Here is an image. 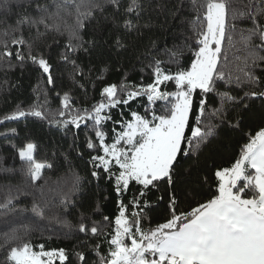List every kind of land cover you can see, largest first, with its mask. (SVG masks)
Wrapping results in <instances>:
<instances>
[{"label":"snow or ice","instance_id":"snow-or-ice-1","mask_svg":"<svg viewBox=\"0 0 264 264\" xmlns=\"http://www.w3.org/2000/svg\"><path fill=\"white\" fill-rule=\"evenodd\" d=\"M67 6V2L44 5L40 0H16L21 12L11 32L4 33L11 34L12 39L11 44L5 41L0 54V60L8 58L7 68L12 67L11 47L15 46V60L36 65L46 76L47 84L55 86L51 55L46 57L38 51L36 42L42 41L49 31H61L58 24L49 21H55ZM82 6L75 5L76 27L57 57L60 63L71 66L72 90L82 89L87 96L86 83L95 91L100 82L99 98L80 107L72 90L62 96L58 93L60 119H49L39 106L27 110L17 106L0 118V125L31 116L48 119L50 125L62 130L75 128L69 148L81 157L78 130L83 127V147L92 153L87 161L91 177L97 181L105 178L111 184L117 212L112 218L104 216L103 221L81 213L72 224L59 215L47 217L46 201L35 197L31 208L22 211L63 225L68 229L65 236L103 235L108 252L106 256L97 252L98 264H264V126L243 133L245 142L230 166L215 167L211 174L214 190L208 173L202 177L197 174L196 183L206 186L208 195L197 199L195 206L181 208L188 187L184 175L191 174L202 148L218 136V130L243 132V113L249 110V101L260 100L264 104V0H247L238 7L232 0H189L187 14L185 0H88L84 11ZM53 7L55 12L51 11ZM162 15L161 27L170 25L174 41L163 49L166 60L161 58L157 41L147 35L153 31L154 20ZM85 21H95L94 31H107L108 38L103 43L117 55L130 53L134 57L133 68L139 64L141 73L148 72L147 82L143 76L139 83L131 82L125 74L119 83H105L104 70L95 77L92 68L85 72L78 63L79 54H90L99 46L95 38L85 41L81 37ZM24 26L36 30L33 40L17 34ZM236 35L245 55L235 71L226 72L221 64L222 57L225 63L228 60L225 43L229 48L235 47ZM53 45L59 46V41L48 45L49 53ZM186 52L190 54L189 63L184 62ZM170 84L174 86L171 91L167 90ZM235 88L247 90L243 95L233 94ZM210 95L215 96L219 106L209 108ZM158 103L162 105L159 111ZM230 108L238 110L237 116L230 118ZM15 134L16 128L0 132L5 137ZM12 148L33 186L42 179L45 169L53 167L47 160L36 159L37 145L33 141ZM182 161L192 163L184 168ZM133 184L138 190L125 203L124 197ZM79 187L77 175L72 191ZM154 191L161 194L155 201L149 200ZM191 191L195 198L198 189ZM26 195L21 187L15 191L9 188L0 198V210L14 211V201ZM162 205V222L144 228L146 219L151 224L149 212ZM70 206L73 205L66 195L61 207L66 212ZM107 226L109 231H105ZM5 237L6 245L18 242L6 248L4 264H54L55 260L65 264L69 259L63 248L46 251L38 245L40 250H34L16 229L11 234L6 232ZM86 245L87 240L81 247ZM99 247L95 245L96 249ZM75 257L77 264H88L84 251L76 252Z\"/></svg>","mask_w":264,"mask_h":264},{"label":"trees","instance_id":"trees-1","mask_svg":"<svg viewBox=\"0 0 264 264\" xmlns=\"http://www.w3.org/2000/svg\"><path fill=\"white\" fill-rule=\"evenodd\" d=\"M66 2L68 6L62 9L60 16L55 21H49V23L58 24L61 31H49L42 41L36 42L38 51L43 52L46 57L49 54L51 55L50 63L53 65L52 75L55 78V86L47 84L46 76L41 73L36 65L30 62L21 64L15 60L16 49L15 46H12V67H6L8 58L0 60V118L14 111L17 106L25 110L33 106H39L45 110L49 119H60L58 112L61 108V103L60 99L57 98V94L59 93L62 96L64 92L72 90V81L70 78L71 66L60 63L57 53L63 51L64 45L71 39L72 29L76 27L77 11L75 5L82 4L81 11H84L88 0H40V3L44 5L57 3L64 5ZM245 2L247 0H232L233 5L237 7ZM8 5H11V8H8ZM188 8L189 0H185L186 14L188 13ZM51 11L55 12L56 9L53 7ZM20 12L21 9L16 7V0H2L0 2V54L3 52L5 41L11 44V34L5 36L4 33L6 30L9 33L11 32V27L15 25L17 15ZM43 15H47V13ZM98 15L99 13H97ZM163 20V15L159 17V20H154L153 31L147 33V35L152 36L157 41L158 47L161 49V58L166 60L167 57L163 55V49L166 46L171 47L174 41L172 32L169 30L170 25L161 27ZM85 25L86 27L80 30L83 40L88 41L95 38L99 44L90 54H79L78 63L84 67L85 72L92 68L93 77H95L101 70H104L105 83H119L125 74H127L131 82L139 83L141 76L147 82L148 72L141 73L139 64H135L133 68L134 57L130 53L120 52L117 55L115 51L110 50L103 43L108 38L107 31H94L95 21H85ZM40 31H44L43 27H41ZM17 34L22 35L27 40H33L36 30L24 26L22 32ZM236 39L237 43L233 48H229L227 43H225L228 60L225 63L222 57L221 64L226 72L235 71L245 55L238 43V35H236ZM54 40L59 41V46L53 45L49 53L48 45L53 44ZM144 43H147V39H145ZM189 56L190 54L186 52L185 63L190 62ZM118 66L121 68L120 71L116 70ZM171 67L175 70V65ZM81 83L86 82L81 81ZM100 86V82H97V87L93 91L91 84L86 83L88 88L87 96L84 95L82 89L72 90L73 96L78 99V106H88L97 100ZM173 87L170 84L167 90L171 91ZM246 90V88H235L233 94L239 93L243 95V91ZM196 99L197 101L199 100V93L196 94ZM208 104L209 108L219 106V102L214 95L209 96ZM249 104V110L243 113V132L218 130V136L210 144L202 148L199 162L192 167L191 174L184 175V179L188 182V187L185 191V197L182 198L181 208L188 209L189 205L195 206L197 199H202L208 195L207 187H202L196 183L197 174L202 177L204 173H208L214 190L215 181L211 174L215 171V167L230 166L239 152L240 145L245 142L246 137L243 133L250 130L254 131L264 126V104L260 100H251ZM156 107L159 111L162 105L158 103ZM140 111L143 112V109L141 108ZM237 112L238 110L230 108V118L237 116ZM213 122L219 123L218 121ZM108 127L110 128L111 125L109 124ZM10 128H16L17 134L7 137L0 136V169H15V171L5 172L0 170V198H3L9 188L15 191L16 187L25 189L28 195L21 196L18 201H14V211L4 212L0 210V245L4 246L0 247V264H4L6 248L18 242L10 241L9 245L5 244V233L11 234L13 229H16L18 234L23 236L25 240L30 241L36 250L39 249L38 245H43L44 250L65 249L69 257L65 264H77L75 253L78 251H84L87 254L88 264H98L99 256H106L108 252V245L103 235L91 238L84 237L83 234L65 236L64 233L68 232V229L63 227V225L50 221L48 218L40 219L35 217L31 211H22V209L31 208L35 197L38 200L46 201L47 217L59 215L72 224L78 221L81 213L92 215L97 221H103L104 216L110 218L115 216L117 212L116 196L111 184L105 178L97 181L91 177L92 169L87 161L92 153L83 147L84 128L81 127L78 130L79 143L83 152L82 157L69 148L72 143L73 133L77 132L75 128L62 130L50 125L48 119L40 120L31 116L19 120L6 121L3 125H0V132ZM29 140L37 145L36 159L47 160L53 165L51 169L43 171L42 179L37 182L36 186H33L30 180L25 177L22 171L24 165L18 156L15 155L12 148V145L23 146ZM191 163V161H182L184 168H188ZM77 175L80 177V187L78 191L73 192L72 184ZM193 188L198 189V194L195 198H193L191 191ZM137 190V185L133 184L130 186L129 192L124 197L125 203L131 199L133 193ZM160 194L154 191L149 194L148 199L155 201V198ZM66 195L73 206H70L68 211L65 212L61 204L65 200ZM97 204L99 205L98 209ZM149 216L151 224L146 219L143 223L144 228L162 222L163 205L159 208H153L149 212ZM25 229H28V231L25 232ZM109 230L110 226L105 227V231ZM85 240H87V245L81 247ZM97 244L100 245L99 249L95 248ZM54 264H59V261L55 260Z\"/></svg>","mask_w":264,"mask_h":264},{"label":"rangeland","instance_id":"rangeland-1","mask_svg":"<svg viewBox=\"0 0 264 264\" xmlns=\"http://www.w3.org/2000/svg\"><path fill=\"white\" fill-rule=\"evenodd\" d=\"M34 250H36V249H34ZM40 249H37L36 251H39ZM47 251V250H46Z\"/></svg>","mask_w":264,"mask_h":264}]
</instances>
